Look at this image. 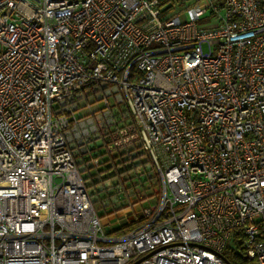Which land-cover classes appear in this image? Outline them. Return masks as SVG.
Here are the masks:
<instances>
[{
	"label": "built area",
	"instance_id": "obj_1",
	"mask_svg": "<svg viewBox=\"0 0 264 264\" xmlns=\"http://www.w3.org/2000/svg\"><path fill=\"white\" fill-rule=\"evenodd\" d=\"M102 153L159 181L116 236ZM236 231L264 264V0H0V264H231Z\"/></svg>",
	"mask_w": 264,
	"mask_h": 264
},
{
	"label": "rangeland",
	"instance_id": "obj_2",
	"mask_svg": "<svg viewBox=\"0 0 264 264\" xmlns=\"http://www.w3.org/2000/svg\"><path fill=\"white\" fill-rule=\"evenodd\" d=\"M185 4H187V1H184L182 3H176L175 7L176 9H178ZM102 151H104V148H101V152ZM107 156L109 155H106V153H102L101 155L102 158H105ZM124 157L125 156H122L121 158L120 156L118 159L123 160ZM125 165L127 164L125 163L124 165H119L116 169L117 172H114V168L113 170L109 169L104 171L102 175L98 177L97 182L95 180L93 182L89 178L86 179V182L91 192H93L96 188H99V186L105 183H109V188L106 187V189H101L100 193H93L94 206L100 216L102 228L106 232H109L110 230L122 225L125 222H131L139 219L140 215L142 214V208H144L149 203H155L158 199L156 196H149L145 197L142 200H137V197H139V195L137 196L132 194L135 188L132 190L130 184L134 183L135 179H138V181H141L142 179L143 184H147L149 182L148 179L150 181H153L155 179V170L153 168L151 169L148 161L144 159L142 160L140 166L135 165L133 168L121 170V168L126 167ZM114 184L120 185L122 187L129 185L127 189L129 190V193L130 191H132L130 193V197L132 199L131 202H133H129L127 205L123 204V206L115 207V204L117 203H114L110 200L113 197V193L111 190L113 189ZM154 189H156V187ZM103 195L105 196L103 197ZM138 222L136 221V223H134L137 224ZM109 233L112 236H116L117 234L116 232ZM232 249L237 250L233 241L229 239L225 248L223 249V252L230 253Z\"/></svg>",
	"mask_w": 264,
	"mask_h": 264
},
{
	"label": "trees",
	"instance_id": "obj_3",
	"mask_svg": "<svg viewBox=\"0 0 264 264\" xmlns=\"http://www.w3.org/2000/svg\"><path fill=\"white\" fill-rule=\"evenodd\" d=\"M162 2L167 1V0H161ZM121 156H125L123 160L118 159ZM126 167L125 168H121V170H125V169H130L134 167V164L132 163V161H128V157L126 155H124V153H119V154H110V156L107 157V159L102 160L98 166H96L94 169H90L84 172V177L87 179H91L93 182L94 180H98V177L100 175H102V173L106 170L112 169L114 168V172H117V167L119 165H124ZM142 163V161H141ZM120 171V169H119ZM113 172V171H112ZM139 174V173H138ZM156 174V172H155ZM148 183L147 184H143V181L141 179V181H138V179H135L134 183H131L130 186L133 190L132 194L134 195H139V197H137V200H142L145 197H149V196H156L158 198L159 196V181H158V177L157 174L155 175V179L153 181H150L148 179ZM97 182V181H96ZM140 182V183H138ZM119 186L121 188V190L123 191V193L126 191V189L129 187V185L122 187L120 185H116L114 184L113 189H115V187ZM156 187V189H154ZM158 188V190H157ZM99 188H96L93 193H100ZM121 191V192H122ZM105 195H103L104 197ZM123 206V205H122ZM123 208V207H122ZM142 219V216L140 215V218L131 222H125L122 225L115 227L114 229L110 230L109 232H116L117 234H121L124 233L128 230H130L136 223V221H140ZM135 222V223H134ZM108 232V233H109ZM233 243L235 244V247L237 248V250H231L230 253H225L223 252L224 257L226 258V260L228 262H230L231 264H255L253 259H249L245 256L244 251H243V246H242V239H241V235L239 234V231L235 232V236L233 238Z\"/></svg>",
	"mask_w": 264,
	"mask_h": 264
}]
</instances>
